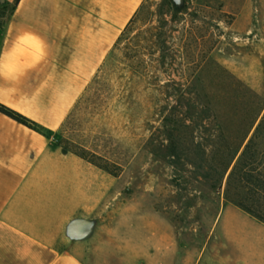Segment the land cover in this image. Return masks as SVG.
I'll return each mask as SVG.
<instances>
[{
  "label": "crops",
  "instance_id": "1",
  "mask_svg": "<svg viewBox=\"0 0 264 264\" xmlns=\"http://www.w3.org/2000/svg\"><path fill=\"white\" fill-rule=\"evenodd\" d=\"M143 1L19 0L0 22V103L51 131L0 112V264H264V222L231 203L210 225L196 212L100 218L109 175L53 141ZM75 218L94 220L89 237L69 238Z\"/></svg>",
  "mask_w": 264,
  "mask_h": 264
},
{
  "label": "rangeland",
  "instance_id": "2",
  "mask_svg": "<svg viewBox=\"0 0 264 264\" xmlns=\"http://www.w3.org/2000/svg\"><path fill=\"white\" fill-rule=\"evenodd\" d=\"M107 61L53 134L62 149L115 173L101 169L109 178L102 180L100 218L196 212L207 213L210 225L222 204H234L224 196L227 175L264 112V0H183L179 7L144 0ZM174 97L208 102V121L180 131L187 147L190 135L206 147L205 167L219 169L225 158L211 144L235 146L244 139L217 187L209 186L217 173L202 177L205 169L164 155L156 128ZM254 141L264 148V136Z\"/></svg>",
  "mask_w": 264,
  "mask_h": 264
},
{
  "label": "trees",
  "instance_id": "3",
  "mask_svg": "<svg viewBox=\"0 0 264 264\" xmlns=\"http://www.w3.org/2000/svg\"><path fill=\"white\" fill-rule=\"evenodd\" d=\"M18 1L19 0H13L9 4L5 0H0V19L5 20V16L8 17L12 13ZM132 19H130L119 34L117 40L104 59L102 64L103 66L101 67L100 65L94 74V78L97 77V73H101L103 71V67L109 62L107 59L113 52V49L118 46ZM172 100V103L168 105L169 107L162 108L163 110L161 112L162 115L160 118V124L156 128V131L161 133L163 136V143L161 145L163 147L164 155L171 159L172 163L179 162L181 159H184L196 171L205 169L206 173H202V175H200L202 177H208L209 179L211 172L217 173L216 178L209 185L210 188L217 187L218 184H221L224 175L228 171L233 160L236 158L244 139L239 145L235 146L228 144H211L212 148L216 151L214 153H216V155L225 154V158L223 162H221V166L218 167L219 169H216L215 166L210 164H208V167H205V157L207 155V151L205 149L206 147H204L202 143L195 141V137L192 135H190L188 139L190 147H187L185 145V136L184 134H181L180 131L181 129L193 130L196 126L208 121L210 116V113H208V111H210L208 102L202 104L196 101L197 99L184 97H174ZM0 112L46 137L51 135V131L2 103H0ZM211 119H214V115L212 114ZM255 120V117L251 119V122L248 125L249 129L252 128ZM259 136H264V112L261 119L254 127L252 135L243 145L242 150L235 159V163L228 172L224 196L226 200L234 203L237 207L244 210L251 216L264 222V165L262 166L264 162V148L259 149L258 145L254 141ZM152 137L153 134H151L149 138L153 139ZM156 150L152 149V152L156 154ZM72 153L80 156L103 171L115 176V173L109 170L106 166L96 163L92 159L87 158L84 154L78 152Z\"/></svg>",
  "mask_w": 264,
  "mask_h": 264
},
{
  "label": "water",
  "instance_id": "4",
  "mask_svg": "<svg viewBox=\"0 0 264 264\" xmlns=\"http://www.w3.org/2000/svg\"><path fill=\"white\" fill-rule=\"evenodd\" d=\"M176 6H181L183 0H172ZM94 229V220L75 218L68 223L67 235L73 240H82L89 237Z\"/></svg>",
  "mask_w": 264,
  "mask_h": 264
}]
</instances>
